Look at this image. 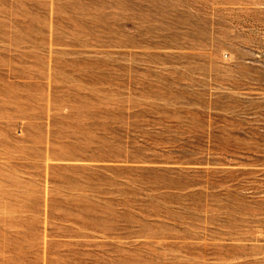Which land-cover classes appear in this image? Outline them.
<instances>
[{"label":"rangeland","instance_id":"374dc122","mask_svg":"<svg viewBox=\"0 0 264 264\" xmlns=\"http://www.w3.org/2000/svg\"><path fill=\"white\" fill-rule=\"evenodd\" d=\"M0 264H264V0H0Z\"/></svg>","mask_w":264,"mask_h":264}]
</instances>
